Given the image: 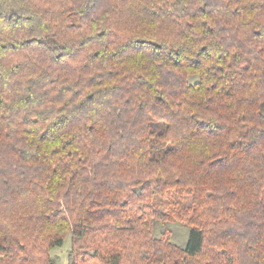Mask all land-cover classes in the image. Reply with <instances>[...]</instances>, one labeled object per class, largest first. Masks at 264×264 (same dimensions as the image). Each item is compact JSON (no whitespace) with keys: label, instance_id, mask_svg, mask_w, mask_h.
I'll list each match as a JSON object with an SVG mask.
<instances>
[{"label":"trees","instance_id":"trees-1","mask_svg":"<svg viewBox=\"0 0 264 264\" xmlns=\"http://www.w3.org/2000/svg\"><path fill=\"white\" fill-rule=\"evenodd\" d=\"M70 233L67 264H264V0H0V264Z\"/></svg>","mask_w":264,"mask_h":264},{"label":"rangeland","instance_id":"rangeland-1","mask_svg":"<svg viewBox=\"0 0 264 264\" xmlns=\"http://www.w3.org/2000/svg\"><path fill=\"white\" fill-rule=\"evenodd\" d=\"M189 80L190 82L194 83L198 80V77L190 76ZM169 226L173 230L172 241L180 247L186 246L190 234V226L182 222H171ZM162 230L163 227L158 228L156 231V235L160 236ZM71 235L72 234L70 233L63 246L57 247L52 251V254L58 258V264H67L68 252L72 244Z\"/></svg>","mask_w":264,"mask_h":264}]
</instances>
